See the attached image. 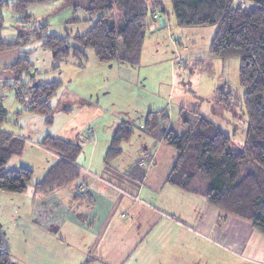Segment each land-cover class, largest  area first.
<instances>
[{
	"label": "rangeland",
	"instance_id": "rangeland-1",
	"mask_svg": "<svg viewBox=\"0 0 264 264\" xmlns=\"http://www.w3.org/2000/svg\"><path fill=\"white\" fill-rule=\"evenodd\" d=\"M89 1L57 0L50 4L32 5L28 9L33 16L29 26L33 24L38 30L44 26L43 33L70 36L72 40L74 36L84 34L93 24L85 10ZM163 3L165 12L161 14L166 19L165 26L163 22L157 29L148 31L138 62L134 64L118 60L101 62L92 48L85 49L86 57L80 61L82 66L73 55L56 62L51 49L44 47L42 40L35 39V35L31 36L30 41L22 42L18 51L29 53L32 64L29 75L17 81L14 72H0V100L8 111L4 128L28 140L23 153L10 160L7 169H33L32 184L42 180L58 162L48 155L38 153L37 145H41L47 135H67L78 126L83 128L81 133L90 138L88 147L80 148L75 161L76 165L85 167L91 158L92 145L98 139L101 143L105 138L111 141L114 129L122 121L130 123L134 128L131 138L123 142L122 154L107 162L106 153L104 157L100 154L98 158V150L94 158L95 165L116 167L117 162L123 161L127 168L134 167L144 151L153 155L158 150H161L162 162L167 159L173 163L172 155L176 161L177 153L163 144L156 134L162 136L171 126L182 131V112L193 117L194 112L202 114L230 135L234 149L243 148L250 119L245 88L240 78V58L213 56L211 44L216 27L181 26L173 13L171 0H163ZM241 3L252 5L247 0H234L233 6ZM74 4L79 5L76 13L71 7ZM3 13L9 26L12 10L5 8ZM72 18L77 21L72 22ZM11 32L16 37V33L13 30ZM27 80H32L35 85L59 82L50 98L53 108L51 122L43 113L24 111L17 97V89ZM23 99L28 100L29 96L24 95ZM148 116L156 123V127L149 131L146 127ZM32 184L28 190L34 188ZM168 190L162 195L156 191H147L135 201L158 207L162 200L175 211L171 212L164 205L167 214L186 221L188 226H184L190 229L186 232L192 238L190 253L185 257L186 264H264L262 256L256 254L255 257L237 245L229 246L215 228L211 231L208 224L205 229L200 226L203 216L206 218L207 207L211 206L203 197L184 193L186 198L183 199ZM6 193L1 196L11 199L0 198V206L4 209L32 199L24 193ZM23 215L22 211L8 209L5 214L1 212L0 236L5 242L17 241L13 225L22 222L20 218ZM178 230L180 228L175 227L172 233ZM149 237L148 243L144 245L141 264H151L155 260L154 257L151 260L152 255L157 253L164 255L159 259L160 262L169 260L171 263L172 259L168 257L171 256V246L168 245L166 250L162 248L158 242L159 232ZM262 237L264 240V234ZM255 242L257 248L264 245V241ZM8 246L11 260L21 264L24 248L12 244ZM152 264H156V261Z\"/></svg>",
	"mask_w": 264,
	"mask_h": 264
},
{
	"label": "trees",
	"instance_id": "trees-1",
	"mask_svg": "<svg viewBox=\"0 0 264 264\" xmlns=\"http://www.w3.org/2000/svg\"><path fill=\"white\" fill-rule=\"evenodd\" d=\"M57 0H0V53L19 48L31 36L42 40L50 48L56 62L73 55L79 60L86 57L85 49L92 48L101 62L118 60L137 63L141 47L149 31L148 19L164 13L163 0H90L85 8L92 26L82 35L45 34L35 29L28 9L32 5ZM234 0H171L173 13L181 26H215L211 44L215 57L238 56L240 78L245 88L246 106L250 123L242 149L232 147L231 137L200 113H181L182 133L169 130L163 142L177 153L176 162L166 183L181 191L199 195L208 204L227 214L248 221L264 234V0H247L233 6ZM75 13L79 5H72ZM10 8L23 15L21 28L15 42L5 40L3 11ZM155 15V16H154ZM163 16V15H162ZM76 22L72 18V22ZM23 54V55H21ZM29 53L20 52L10 69L17 81L27 77L32 69ZM22 83L17 97L24 111L40 112L51 122L53 108L50 98L58 81L33 84ZM24 95L29 99L24 100ZM152 113H149V115ZM8 111L0 100V191L23 194L32 184L33 171L26 167L7 169L10 160L23 153L24 140L4 128ZM146 127H156L148 116ZM134 132L132 125L122 121L115 129L106 153V161L120 156L123 142ZM63 160L54 165L39 182L32 184L35 192L47 195L78 181L82 174L76 166L80 147L48 136L41 144ZM0 264H13L8 246L0 236Z\"/></svg>",
	"mask_w": 264,
	"mask_h": 264
},
{
	"label": "crops",
	"instance_id": "crops-1",
	"mask_svg": "<svg viewBox=\"0 0 264 264\" xmlns=\"http://www.w3.org/2000/svg\"><path fill=\"white\" fill-rule=\"evenodd\" d=\"M29 15L33 17L31 13ZM11 17L12 20L7 26L4 16L3 35L5 40L15 42L25 24L22 20L23 15L12 11ZM155 19L154 22L152 18L148 19L149 30L157 29L163 19L166 22L162 15L155 16ZM8 27H12L11 30L16 33V37L11 30H7ZM21 51L13 48L1 52L0 72L10 70L8 68L15 64ZM22 83H28V80ZM34 85L28 84L31 87ZM82 129L78 126L67 135L55 134L47 137L62 139L81 148L90 143V138L81 133ZM171 129L182 133L183 126L180 128L182 131H177L171 126L162 136L156 134L157 138L163 141L164 135ZM6 130L20 139L23 138L20 134ZM22 140L28 143L26 137ZM109 143L110 139L106 141L105 138L102 143L98 139L92 145L94 148L89 162L85 167L76 165L82 176L76 183L74 182L75 185L72 183L47 195H41L33 188L23 194L32 198L29 202L7 206L8 210L24 213L20 218L22 222L13 225L17 241L5 242L7 246L12 244L14 247L16 245L24 248L21 264H141L144 258V245L148 243L149 236L157 232L160 236L158 242L162 248L166 250L168 245L171 246L169 253L171 256L168 257L172 262L169 263V260L165 262L186 264L185 257L190 253L192 241L191 236L186 232L190 230L186 228L188 226L186 221L173 214H167L168 212L163 209L165 202L162 200L158 207L135 201L147 191H156L162 195L167 189L174 195L186 198L185 192L181 193L180 189L166 183L167 176L176 162L174 154L173 163L167 159L162 162L161 150H158V153L154 152L153 155L143 152L140 159L145 155L148 157L144 167L137 165L127 168L125 162L121 160L117 165L115 164L116 167L95 165V155L99 153L98 158L100 154L104 157ZM37 147L39 148H35L38 153L48 155L55 162L63 160V157L42 147L40 143ZM94 170L96 173H93ZM80 186H83L82 190L78 189ZM168 186L170 188H167ZM5 193L0 192V198L11 199L8 196H1L7 194ZM165 207L175 212L171 206L165 205ZM210 207H207L206 218L203 216V221L200 223L203 229L208 224V229L218 230L229 246L237 245L241 250L254 254L255 257L258 254V257L264 258V245L257 248L255 242L264 241L261 233L248 221L227 214L216 207ZM7 209L0 206V217L1 212L5 214ZM180 215L182 216V213ZM175 227L180 230L172 233ZM163 256L157 253L152 255L151 260L154 257L153 262L156 261V264H166L159 261ZM11 262L17 264L12 260Z\"/></svg>",
	"mask_w": 264,
	"mask_h": 264
},
{
	"label": "built area",
	"instance_id": "built-area-1",
	"mask_svg": "<svg viewBox=\"0 0 264 264\" xmlns=\"http://www.w3.org/2000/svg\"><path fill=\"white\" fill-rule=\"evenodd\" d=\"M147 159H148L147 155L143 156L141 159H139V161L137 162V165L144 167L148 162ZM147 167H149V165H147ZM82 189H83V186H80L79 190H82Z\"/></svg>",
	"mask_w": 264,
	"mask_h": 264
},
{
	"label": "water",
	"instance_id": "water-1",
	"mask_svg": "<svg viewBox=\"0 0 264 264\" xmlns=\"http://www.w3.org/2000/svg\"><path fill=\"white\" fill-rule=\"evenodd\" d=\"M161 22H162V23L164 22V26H165V20L163 19V20H161Z\"/></svg>",
	"mask_w": 264,
	"mask_h": 264
}]
</instances>
